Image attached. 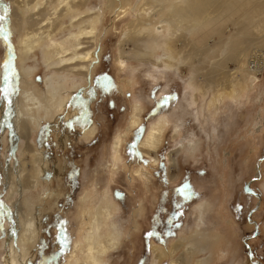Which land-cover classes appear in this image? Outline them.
<instances>
[{"label":"rangeland","instance_id":"rangeland-1","mask_svg":"<svg viewBox=\"0 0 264 264\" xmlns=\"http://www.w3.org/2000/svg\"><path fill=\"white\" fill-rule=\"evenodd\" d=\"M141 1L88 0L90 8L100 11L101 22L96 40L97 60L90 65L87 77L78 73L68 75L61 68L50 69L43 62L41 49L27 61V66L36 68L33 76H26V83L31 86L33 82L39 95L47 88L46 78L54 73L68 81L71 95L96 87L90 111L97 130L87 138L66 112L51 120L43 105L41 124L33 131L32 143L44 153L45 162L40 184L27 191L24 198L19 194L11 198L4 184L3 170L11 138V129L5 130L4 140H0V264H8L4 259L10 248L8 229L19 230L25 209L30 208L25 203L30 195L35 200L33 213L41 220V228L25 262L63 264L80 236L83 196L89 194L96 201L108 187L119 204L114 221L122 234L104 264H152V243L161 246L165 253L160 264H171L173 246L184 238L175 256L179 258L194 236L209 248L205 254L189 257V264H196L201 258H209L204 264H264V67L255 74L248 72L256 47L248 50L245 66L238 74L246 86H236L239 97L226 96L215 104L214 83L212 86L207 82V78L219 79L222 73L227 76L234 71L238 59L230 56L226 47L240 37L238 25L252 9L254 0L232 2L235 13L223 22L222 31L204 25L195 29L192 41L201 49L191 61L180 60L172 67L154 63L167 55V31L162 22L166 9H156L151 17L156 20L158 39L153 49L154 60L148 59L145 42L132 43L126 37L130 23L138 20ZM8 2L12 8L11 1ZM121 7L129 11L122 13ZM1 8L0 2V15ZM1 16L2 85L10 62L9 42L17 44L18 34L14 32L13 14L10 28L14 34L7 40ZM226 29L225 46L222 36ZM243 36L256 38L248 32ZM177 46L179 53L184 47V52L191 48L183 41H178ZM216 61L218 69L214 66ZM1 85L0 118L6 109ZM19 94L24 97L22 91ZM135 102L141 107L140 125L128 131ZM161 115L167 116L169 122L160 148L146 155L139 142ZM178 123L180 128L176 132ZM126 131L120 157L114 160L115 137ZM25 146L26 140L21 138L18 152ZM185 185L188 187L184 188ZM19 199L24 214L18 210L19 205L14 206ZM199 202L210 205L203 221L199 219ZM9 208L15 211L10 212ZM2 211L8 212L7 221H2ZM148 232L155 234L149 237Z\"/></svg>","mask_w":264,"mask_h":264},{"label":"bare ground","instance_id":"bare-ground-1","mask_svg":"<svg viewBox=\"0 0 264 264\" xmlns=\"http://www.w3.org/2000/svg\"><path fill=\"white\" fill-rule=\"evenodd\" d=\"M10 1L12 8H10L8 0H0L2 4L1 15H3L6 24L5 36L7 40H11L14 34L10 28L13 18L11 15L14 14L16 23L14 32L18 34V43L13 45L8 41L10 62L3 73L5 81L3 80V84H0L2 91H4L3 106L6 107L4 115L0 118V140H4L3 133L7 128H10L9 153L3 170L4 184L8 188L11 198H13L12 196L15 198L17 194L24 198L27 191L36 189L40 184L42 165L45 162L44 153L37 151L32 143L33 131L36 126L41 124L40 112L43 105L46 108V115L51 120L59 119L66 112L67 117H71L74 123L81 127L87 138L94 135L97 130L90 111L92 101L95 99L96 87L84 88L71 95L69 92L71 87L68 81L54 73V75L46 78L47 88L44 94L41 93L43 95H39L33 82H31V86L26 83V76H33L36 68L33 65L27 66V61L33 58L38 49H41L43 62L50 69L61 68L63 71H67L68 75L78 73L87 77L91 70L90 65L97 60L96 40L101 13L90 8L88 0ZM234 1L237 0H142L138 20H133L134 22L130 23L126 37L132 43L145 42L144 47L147 50L148 59L153 58L152 60H154V48L158 39L155 36L156 20L151 19V17L156 9H166L167 12L162 22L164 23L163 28L167 31L164 38V48L167 55L162 59H155L154 63L159 65L160 62L164 67H172L178 64L180 60L188 62L191 61L196 51L201 49L192 41V32L203 25L214 26L213 29L215 28L216 31H222L220 29L223 22L229 19L228 16L231 13H235L232 5ZM121 8L122 13L129 11L127 7ZM1 15L0 17H2ZM226 31L227 29L223 31V45H225ZM237 32L240 36L238 40H234L226 47L228 54L238 59L234 71L227 76L222 73L223 75L219 79L207 78L208 84L214 83L215 96L212 101L215 104L220 98L223 99L226 96L239 97L240 93H237L236 90L237 85H241L242 89L246 87L238 74L245 66V59L250 48L256 47L253 48L251 56L253 60L250 61L248 67L249 74H255L264 67V0H254L252 9L238 25ZM244 32L255 35L256 38L244 37ZM60 34L62 36H59ZM178 41H183L187 46L189 45L190 50L184 52L186 47L179 48V53ZM13 50H17V52L14 54ZM222 61H225L224 58ZM15 65L18 67L16 68ZM214 66L218 69L219 61H216ZM1 78L0 68V82ZM193 82L194 90H197V84L195 81ZM20 91L24 93V97L22 94L19 96ZM193 99L195 102L196 94L193 95ZM140 108V104L135 102L128 131L140 125ZM168 122L169 119L165 115L159 116L157 120L152 122L145 136L139 142V147L146 155H151V152L159 150ZM50 125L53 126L54 124ZM179 125V123L175 125L174 130L176 132L180 128ZM128 131L122 133L123 135L119 133L115 137L113 144L114 160H118L120 157L119 150ZM21 138L26 140V146L20 150L21 152H18V143ZM62 138L66 139L65 137ZM45 143L46 140L44 139L42 144ZM156 162V159L153 160L154 164ZM10 197L8 196V198ZM83 197L85 207L80 211L82 217L79 228L80 236L72 245L70 254L63 264H104L106 255L120 242L122 231H119V226L114 221L119 210V204L114 200L110 187L105 189L96 201H93L89 194ZM21 201L19 199L14 202L15 208L19 205V211L22 210ZM25 203L30 208L25 209L27 210L26 214L20 211L24 216L19 230L8 229L7 239H9L8 247L10 246V248H8L4 258L8 264H26L27 255L36 245L39 237L41 220L33 213L35 200L32 195L25 200ZM209 208L210 205L199 202V219L201 221L204 220L205 211ZM13 210L12 208L8 209L10 212ZM15 213L17 215L18 211ZM6 215L9 216L8 212L6 214L1 212L2 221L9 219ZM180 240L170 251L173 258L171 264H189V257L191 258L198 253L205 254V251H208L209 245L204 244L203 241L194 236L187 242L185 252L176 258V253L183 244L184 238ZM56 241L59 247L60 241L58 239ZM160 247L152 243V264H160L161 259L165 256ZM208 260L209 258H201L196 264H204Z\"/></svg>","mask_w":264,"mask_h":264},{"label":"snow or ice","instance_id":"snow-or-ice-1","mask_svg":"<svg viewBox=\"0 0 264 264\" xmlns=\"http://www.w3.org/2000/svg\"><path fill=\"white\" fill-rule=\"evenodd\" d=\"M254 178H255V177H254ZM187 187H188L187 185L184 186V188H187ZM177 191H178V192H181V191H183V189H178ZM249 191H250V189H249ZM154 234H155V233H153V232H148V233H146V235L149 236V237L152 236V235H154Z\"/></svg>","mask_w":264,"mask_h":264}]
</instances>
